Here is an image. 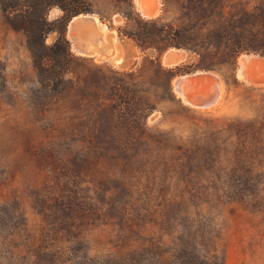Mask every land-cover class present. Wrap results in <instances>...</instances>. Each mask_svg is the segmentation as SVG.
Wrapping results in <instances>:
<instances>
[{
    "label": "rangeland",
    "instance_id": "obj_1",
    "mask_svg": "<svg viewBox=\"0 0 264 264\" xmlns=\"http://www.w3.org/2000/svg\"><path fill=\"white\" fill-rule=\"evenodd\" d=\"M139 1L94 0L115 55H83L67 33L63 82L42 78L0 7V264H264V84L239 76L264 58V0H198L191 17ZM158 16L192 48L131 36ZM178 65L170 90L151 68ZM194 72L218 78V104L180 98L175 79Z\"/></svg>",
    "mask_w": 264,
    "mask_h": 264
},
{
    "label": "trees",
    "instance_id": "obj_2",
    "mask_svg": "<svg viewBox=\"0 0 264 264\" xmlns=\"http://www.w3.org/2000/svg\"><path fill=\"white\" fill-rule=\"evenodd\" d=\"M163 1L166 6L171 4L179 6L180 15L183 17L193 16L200 8L197 4L198 0ZM0 7L8 24L14 30L25 33L35 67L38 68L42 78L52 80L55 73L58 80L63 82L64 70L57 71V67H71L72 62L77 59L72 51L71 41L67 37L68 24L74 16L95 12L94 0H0ZM55 7L61 10V14L50 19L49 11ZM202 12L205 16L208 15V9L205 6H202ZM136 19L147 26L142 27L140 31L133 32L131 36L138 38L147 47L152 46L150 39L154 35L165 38L162 50L171 45L190 48H192L191 45H194L193 41L192 43L180 41L184 33L182 29L173 26H158L161 16L147 21H142L137 17ZM53 32L57 33V37L53 43L48 44L47 37ZM140 32L146 34L145 37H140ZM151 68L166 75L165 79L170 90L172 79L179 72V65L171 69Z\"/></svg>",
    "mask_w": 264,
    "mask_h": 264
},
{
    "label": "water",
    "instance_id": "obj_3",
    "mask_svg": "<svg viewBox=\"0 0 264 264\" xmlns=\"http://www.w3.org/2000/svg\"><path fill=\"white\" fill-rule=\"evenodd\" d=\"M100 26L104 27V24H101L98 18L93 14H80L74 16L70 20L67 28V33L70 30L73 31L74 37L77 40L76 49H78L81 54L92 57L99 56L100 59L105 60L113 57L115 55V52L109 51V49L112 47L111 40L107 42L102 40V42L99 44V38H96L94 36V38H92L91 35L93 31L91 28H96L99 30ZM180 55L182 56V59ZM166 56L169 57L171 63L177 65L186 59L187 54L178 49L170 50L168 53H166ZM257 59L263 64L261 65L259 63L260 67H258L259 70L257 74L258 76H260L262 82L261 84H264V74H262L264 73V58L262 57ZM240 69L241 66L239 70ZM187 79H189L187 81L188 85H185L187 83H185L184 81H186ZM200 79L203 81H200ZM220 86L221 85L218 81V78L209 72H194L192 74L181 75L176 78L174 82V88L176 92L177 87L179 91L184 90L191 98V101L193 103L192 106L200 108L209 107L216 103L218 97L220 96Z\"/></svg>",
    "mask_w": 264,
    "mask_h": 264
},
{
    "label": "bare ground",
    "instance_id": "obj_4",
    "mask_svg": "<svg viewBox=\"0 0 264 264\" xmlns=\"http://www.w3.org/2000/svg\"><path fill=\"white\" fill-rule=\"evenodd\" d=\"M150 2V1H149ZM139 5V9L143 12V14H146V15H151L152 13H151V10H150V8H149V4H148V0H141V1H139V3H138ZM92 29V31H93V33H92V38H94L95 36H96V38H99V34H96V33H98V31L100 30H98V29H93V28H91ZM96 32V33H95ZM100 32V31H99ZM70 33V34H69ZM68 34L71 36V37H74V33H73V31L72 30H70L69 32H68ZM103 34V33H102ZM101 35V34H100ZM94 36V37H93ZM103 37V36H102ZM102 37H100V38H102ZM101 40V39H100ZM99 40V41H100ZM111 40V39H110ZM74 41H75V43L73 44V48L74 49H76L77 47H76V45H77V40H76V38L74 37ZM108 41V40H107ZM112 42V41H111ZM79 53H80V51L78 50V49H76ZM169 56V55H168ZM168 56H164V63L165 64H168V65H175V64H173V63H171L170 62V60H169V57ZM181 56V55H180ZM97 58L98 59H100L99 58V56H97ZM181 59H182V56H181ZM244 58H242V64H241V69L239 70V76H241L242 78H244L245 80H247V81H249V82H252V83H257V84H261L262 82H261V79H260V76H258V74H257V72H258V67H260V64L261 65H263L262 64V62H260L257 58H255V57H250V58H247V59H244ZM260 63V64H259ZM262 74H264V73H262ZM261 77H262V75H261ZM189 79H187L186 81H184L185 83H187V84H185V85H188V81ZM200 81H203V80H201L200 79ZM194 83H196V82H194ZM221 84V83H220ZM223 85V84H222ZM177 92L179 93V95L181 96V98L183 99V101L185 102V103H187V104H190V105H192L193 103H192V101H191V98L189 97V95L184 91V90H178V87H177ZM221 94H222V88H221V86H220V96L218 97V99H217V101H216V103L215 104H213V105H216V104H218L219 102H220V97H221ZM213 105H211V106H213ZM210 107V106H209Z\"/></svg>",
    "mask_w": 264,
    "mask_h": 264
},
{
    "label": "crops",
    "instance_id": "obj_5",
    "mask_svg": "<svg viewBox=\"0 0 264 264\" xmlns=\"http://www.w3.org/2000/svg\"><path fill=\"white\" fill-rule=\"evenodd\" d=\"M115 50H116V53L118 54V53H119V51H118V47H117V46L115 47Z\"/></svg>",
    "mask_w": 264,
    "mask_h": 264
}]
</instances>
